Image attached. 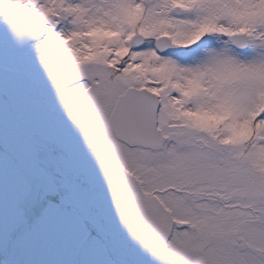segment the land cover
<instances>
[{
  "label": "snow or ice",
  "instance_id": "obj_1",
  "mask_svg": "<svg viewBox=\"0 0 264 264\" xmlns=\"http://www.w3.org/2000/svg\"><path fill=\"white\" fill-rule=\"evenodd\" d=\"M0 264H264V0H0Z\"/></svg>",
  "mask_w": 264,
  "mask_h": 264
}]
</instances>
